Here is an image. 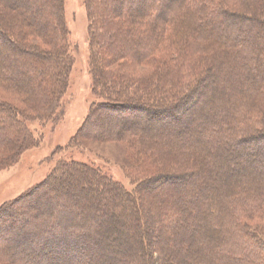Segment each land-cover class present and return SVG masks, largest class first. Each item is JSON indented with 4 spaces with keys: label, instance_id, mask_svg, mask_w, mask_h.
Segmentation results:
<instances>
[{
    "label": "trees",
    "instance_id": "trees-1",
    "mask_svg": "<svg viewBox=\"0 0 264 264\" xmlns=\"http://www.w3.org/2000/svg\"><path fill=\"white\" fill-rule=\"evenodd\" d=\"M64 2L65 0H0L1 19H5L12 9L20 10V23L23 24V27H30L33 30V36L24 29L16 30L12 35L7 36L0 28V84H5L17 94L19 92L25 94L27 96L25 100L26 108L33 113L27 116L25 111L0 99V150L3 149L9 153V156H6L0 162V171L16 162V159L21 157L23 152L37 144L35 128L32 127L34 120L44 121V123L54 120L58 117L57 111L59 108L63 107L61 100L68 89L69 74L73 64L69 52L67 38L69 30L66 23ZM218 2L220 1L86 0L91 19V21L89 20V39L92 44L95 43L98 47H102L100 48L101 51L98 52L95 48L93 49L95 60L98 58V63L93 65L94 72L98 74L95 82L98 89H96L95 94H98L99 99L102 100L93 105V108H95V111L98 110L104 113L106 122L112 118L120 117L123 113H131L133 114L132 118L136 119V116L140 115V113H136L139 108H141L139 109L141 112H146L148 116L149 108L153 104L156 107L165 109L163 111L161 109V113H167L171 116L176 115L174 118L181 119L180 115L193 111L195 105L200 101L202 95L195 88L200 87L211 70L218 69L223 61L226 62L228 56H233L236 59L233 64H237L235 66L238 69L235 66L230 68V78L235 76L234 71L241 69L243 75L240 76L243 77L239 85L242 87L234 89L231 101L228 103V109H226L220 122L218 121L217 128L209 131L204 130L205 127H202L201 123H207L208 118L205 113L198 112L199 120L203 121L195 124V130L197 131L188 132V136H191L190 142L198 144L199 137L205 139V141H202L201 149L197 153H188L181 143H176V141H173V143L165 137L160 140H164L167 144H158L153 141V135L146 134L143 129L138 127H127L124 123L118 130L114 132L112 130V137L108 138L120 143H134L135 146H138L139 152L149 158H154V156L162 158L164 156V159L172 160L176 154L178 156L184 155L183 162L192 168V172L194 170L201 172L202 166L203 168H216L215 158L207 150V145H210V140L215 135H226L228 132L230 136L234 137L232 145L235 147L236 152L227 151L225 155L239 160V155L244 154L246 148L248 154L245 155L247 156L250 151H253L256 155L255 158L251 159L246 156L244 163L250 166L253 171L259 172L260 178L255 182L251 179L246 180L242 188L232 191L230 199L226 197V194L214 195L210 192L208 183L202 184L196 190L199 195L198 199L179 195L185 214H182L181 219H178L176 215L177 213L180 214V209L175 211L173 215L175 219L172 225L196 219L193 228L192 226L188 227L187 224L176 227V233L180 241L178 245L183 244L184 239H187L183 236L191 235L192 229L196 230L195 235L199 231L204 232L197 242L196 237L193 235L195 245L192 248V254L194 256H188L187 259L190 261L186 264H264V238L259 231L251 230L244 224V220L255 218L257 210L262 213L261 216H257L264 217V194L260 193L261 190H264V170L259 168L257 164L260 159L264 160V73L260 75L259 80L255 81V76L249 70L250 66H248L254 62H261V56H264V33L260 35L263 47L258 44L252 45L245 39H239L231 35V32H234L238 27L237 24H234L236 19L245 21L255 27L261 25L260 27L264 29V15L253 14L254 10L248 13L246 9L236 14L226 8L224 3L218 4ZM241 2L245 4L247 1L242 0ZM133 7H135L134 13L130 10ZM262 8L264 9V0H262ZM260 10L261 8L259 13H261ZM137 17L144 20L146 24L144 30H140L133 25ZM39 19L41 22H39ZM189 29L194 33L198 31L199 36L207 38L211 42H227L233 46V49L232 51L222 50L218 54L214 53L210 56L208 59L212 61L211 67L208 66L204 71L198 70L200 64L188 65L184 64L185 61H183V66L180 65L179 68L186 69V71H182L183 73L178 75L181 79H172V81L169 80L168 83L164 84H162V81L160 83L149 82L150 86H146L142 80L109 69L108 59L121 58L118 48L114 49L116 53L113 50L110 51L109 49L113 47V44L108 45V41L105 39L112 31L117 30L119 34L127 33L128 38L135 34V40L139 42L137 43L138 46L134 45L137 49L131 55H127L133 59H139L141 63H149L151 56L157 50L154 43L162 33L180 34V32L183 33L184 31L185 33ZM15 35H18L22 40L17 42L13 38ZM45 37H48V42L54 45V48L50 51L39 48L36 41L31 40L39 38V41H43ZM144 44L145 46H143ZM184 58L186 59L182 56L180 60ZM171 67L168 66V69L172 71L180 70ZM29 72L31 73L29 74ZM24 85L30 88L27 91L28 93L23 91ZM182 88H187L185 93H180ZM175 108L180 109L177 114ZM108 112H110V115ZM194 122L195 120L192 121V123ZM162 147L166 148L164 153ZM248 148L251 150H248ZM172 154L175 155L172 156ZM222 154L217 155V157L222 158ZM63 169L72 172L79 171L80 174L78 175H82L84 178L88 175L92 176L95 185L109 187L114 193V198H124L125 201L127 200L131 204L132 212L127 211L126 216L135 222V236H132L134 240H130L136 242L139 253H134L136 251L133 245L120 246V252H123L121 257L124 264H144L143 261H146L147 264H171L169 260L165 263V260L162 259V252L167 255L170 253L166 242H164V247L162 246V233H166L165 226L162 225L161 232L154 240V250L152 248L151 234L155 230V226H157V230L160 226L157 223L153 228V221L154 218L158 220L159 217H154L153 210L150 207L145 208L142 201L144 197L142 192L149 185L162 186L179 183L178 181L181 180V176L178 177V175L169 173V170H164L165 168L162 170V167L161 170L151 173V177L140 181L134 191H128L101 168L75 160L62 162L59 168L46 181L38 185L35 190L27 192L23 195L24 197L7 203L3 206L4 208L0 209V235L7 234V227L14 228L18 224H22V226L28 227L26 235L32 248L36 236L40 237L43 233L47 234L40 250L38 249L39 253L35 255V259L39 260L40 264H77L74 262L75 255L77 256L75 252L84 249L82 237H88L82 229L88 230L89 225H71L61 218L59 220L49 219L48 223H44V229L41 231L39 230L41 228L36 224H40L42 217L54 210L56 206L51 205V210L47 212H44L45 210H34L31 214L20 207L26 201L34 200L36 203L40 200L41 191L44 190V187H48L53 180H56L58 173ZM72 172H69V174H72ZM235 181L233 182L235 183ZM225 185H230V182L227 181ZM48 197L50 196L48 195ZM64 199L66 200V198ZM162 209L158 211V215L163 219ZM189 209H193V212ZM194 212L196 214L193 217L190 213ZM24 213L25 215L21 216ZM60 213V210H57V215H60ZM32 220L35 224L30 225ZM190 223L193 224V222ZM208 227L212 229L210 228V230ZM90 228L93 229L91 226ZM49 231H52L50 235H48ZM237 241H239V244ZM97 244V242L94 243V245ZM30 245L25 244L23 250H32ZM72 251L75 255L69 257ZM28 262L26 257H14L5 254L0 246V264H28Z\"/></svg>",
    "mask_w": 264,
    "mask_h": 264
},
{
    "label": "rangeland",
    "instance_id": "rangeland-1",
    "mask_svg": "<svg viewBox=\"0 0 264 264\" xmlns=\"http://www.w3.org/2000/svg\"><path fill=\"white\" fill-rule=\"evenodd\" d=\"M218 1H220L218 4L224 3L226 8L236 14L246 9L248 13L254 10L253 14L264 15L262 0H246L245 4L241 2L242 0ZM64 3L66 23L69 30L67 37L69 52L73 64L69 74L68 89L61 100L63 107L60 106L61 109L59 108L57 111L58 117L54 120L46 123L37 119L34 120L32 127L35 128L37 144L23 152L21 157L16 159V162L11 163L0 171V209L7 203L24 197L23 195L27 192L35 190L38 185L46 181L59 168L62 162L75 160L101 168L128 191H134L140 181L151 177V173L161 170L162 167V170L165 168L164 170H169V173L178 175V177L181 176V180L178 181L179 183H170L162 186L149 185L142 192L144 195L142 199L144 207H150L153 210V216L159 217V221L154 218L152 227L154 228L157 223L160 226H158V230L157 226H155V230L151 234L152 237L150 236V241L154 250L155 237L161 232L162 225L165 226L166 233H162V246L164 247V242H166L170 253L167 255L162 252V259L165 260V263L169 260L171 264H186L190 261L187 259L188 256H194L192 254V248L195 245L193 235L196 237L197 242L204 232L199 231L195 235L196 230L192 229L191 235L183 236V238L187 237V239H184L183 244L178 245L180 241L178 240L176 227L187 224L188 227L192 226L193 228L196 221V219H192V221L188 220L186 223L179 222L180 224L172 225L175 219L173 217L175 211L180 209V214L177 213L176 215L178 219H181V215L185 214L179 195L182 194V196H188V198L198 199L199 195L196 190L202 184L208 183L209 190L214 195L226 194V197L230 199L232 191L242 188L246 180L251 179L255 182L261 175L244 163L247 156L245 154H248L246 152L247 148L244 150L246 153L240 154L239 160H237V158L225 155L227 151L236 152L235 147L232 145L234 137L230 136L228 132L226 135H215L210 140V145L205 142L204 144L207 145L208 153L215 158L216 168H203L201 165L203 168H201V172L198 170L192 172V168L183 162L184 155L178 156L176 154L172 160H166L164 156L162 158L154 156L151 159L140 153L138 146H135L134 143H120L115 140H109L108 137H112V130L113 132L118 130L124 123L127 127H138L143 129L146 134L153 135V141L158 144H167L164 140H160L165 137L168 141L181 143L188 153H197L200 151L203 144L202 141H205V139L199 137L198 144L190 142L191 136H188V132L197 131L195 130V124L203 121L199 120L198 112L205 113L208 118L207 123H201V126L205 127L204 130L209 131L217 128L218 121L220 122L226 109H228V103L231 101L234 89L242 87L239 82L243 77L240 76L243 75V72L241 69L234 71L235 76H232L234 79L230 78V68L237 66V64H233L234 60H236L233 56H228L226 62L223 61L218 69L211 70L200 87L198 89L197 87L195 88L202 95L200 101L195 105L193 111L180 115L181 119L174 118L176 115L171 116L167 113H161V109L162 111L165 109L156 107L153 104L149 108L148 116L146 112H141L139 110L141 108H139L136 113H140V115L136 116V119L132 118L133 114L131 113H123V115H119L120 117L112 118L106 122L104 113L98 110L95 111V108H93V105L102 101L99 99L100 96L95 94L96 89H98V85L96 86L95 84L98 74L94 72L93 65L98 63V58L95 60L93 49L95 48L98 52L101 51L100 48L102 47H98L95 43L92 44L89 39V20L91 21V19L87 10L86 0H65ZM260 8L261 13H259ZM130 10L132 12L135 11V7ZM19 12L20 10L12 9L5 19L0 18V28L7 36L12 35L19 29H24L32 34L33 30L30 27L25 28L20 23ZM39 22H41L40 19ZM234 24H237L238 27L234 32H231L232 37L245 39L252 45L262 44L260 35L264 33V29L260 27L261 25L255 27L239 19L234 20ZM133 25L140 30L146 28L144 20L139 17L135 18ZM198 33V31L194 33L190 29L185 31V33L184 31L183 33L180 32V34L162 33L154 43L157 50L151 56L150 62L141 63L139 59H133L127 55H131L137 49L134 46H138L137 43H139L135 40L136 35L134 34L128 38L127 33L119 34L117 30H114L105 39L108 41V45L113 44V47L109 49L110 51L113 50L116 53L114 49L118 48L121 58L108 59L109 69L118 73H125L132 78H137V80H142L146 86H150L149 82L160 83L162 81V84H164L168 83L169 80L172 81V79H181L178 75L182 74V71H186V69L179 68L180 65L183 66V61H185L184 64L188 65L193 63L200 64L198 65L199 69H196L204 71L208 66L211 67L212 61L208 59L210 56L214 53L218 54L222 50L232 51L233 49V46L227 42H211L209 39L199 36ZM13 38L17 42L22 40L18 35L13 36ZM47 38L45 37L43 41H39V38L31 40L36 41L39 48L50 51L54 48V45L49 43ZM140 44L142 45V43ZM182 56L186 57V59L180 60ZM261 58V62H254L248 65L250 66L249 70L255 76V81L259 80L260 75L264 73V56H261ZM168 66L180 70L172 71L168 69ZM236 66L235 68L238 69ZM29 89L26 85L23 86V91L27 92ZM186 90L187 88H182L180 93H185ZM26 97L25 94L21 92L17 94L5 84H0V99L15 105L16 108L25 111V115L30 116L33 113L26 108ZM175 109L177 114L180 109ZM108 113L110 115V112ZM133 119L135 120L133 121ZM194 120L195 122L192 123ZM215 147L217 148L215 149ZM165 149L162 147L163 153ZM248 150L251 149L248 148ZM163 153L162 155H164ZM221 154L222 158H218L217 155ZM6 156H9V153L3 149L0 150V162ZM255 156L253 151H250L247 157L254 159ZM256 158L259 159L258 157ZM257 164L259 168L264 170V160L260 159ZM65 170H61L57 175V179L53 180L48 187H44V190L41 191L42 194L39 196L40 200L36 202L37 205L34 200H31L22 203L20 206L22 210L29 214L34 212V210H45L44 212H47L51 210V205L56 206L54 210L42 217L40 224H36L41 228L39 230L42 231L44 229V223H48L49 219L59 220L61 218L71 225L88 224V230L82 229L88 235L87 238L82 237L84 249L79 250L77 253L75 252L77 256L73 251L70 252L69 257L75 255L74 262L77 264H124L121 257L123 252H120V246L125 244L133 245L136 251L134 253H139L136 242L130 240L135 236V222L126 216L129 211L132 212L131 204L127 200L125 201L124 198H114V193L109 187L95 185L92 176L88 175L84 178L82 175H78L80 174L79 171ZM69 172L76 175L69 174ZM227 181L230 182L228 186L225 185ZM51 185L54 187H51L53 191H51ZM263 191L261 190L260 193L264 194ZM62 197L66 198V200H63ZM161 209L164 216L163 219L158 215V211ZM57 210H60V215H57ZM192 210L189 209V211L193 212ZM257 211L255 218L244 220V224L251 230L259 231L264 238V217H258L257 215L261 216L262 213L259 210ZM195 214V212L190 213L193 217ZM24 215L25 213L21 214V216ZM31 222L30 225L35 224L33 220ZM190 222H193V224ZM27 228L22 226V224H18L14 228L7 227V234L0 235L1 249L7 255L26 257L29 261L28 264H40L39 260L35 259V255L39 253L38 249L40 250V246L43 244V240L46 239L47 234L43 233L40 237L36 236L37 242H34L32 248L27 240ZM33 228L35 227L33 226ZM210 228L208 227V229ZM49 232L48 235L52 231ZM22 233L24 234L23 236L21 235ZM236 240L238 239L236 238ZM96 242L98 244L94 245ZM237 243L239 244V241ZM25 244L30 245L33 251H24L23 247ZM143 262L147 264L146 261Z\"/></svg>",
    "mask_w": 264,
    "mask_h": 264
}]
</instances>
